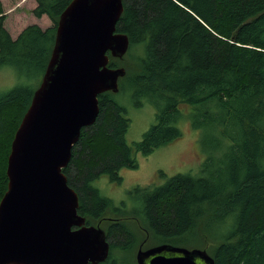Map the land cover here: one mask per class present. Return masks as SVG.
<instances>
[{"label":"trees","instance_id":"1","mask_svg":"<svg viewBox=\"0 0 264 264\" xmlns=\"http://www.w3.org/2000/svg\"><path fill=\"white\" fill-rule=\"evenodd\" d=\"M71 1L36 0L33 13L48 15L54 26L30 25L16 39L4 27L0 2V68L25 75L33 66L45 73L59 17ZM117 29L145 47L136 64L126 56L110 58L111 67L127 70L120 91L127 78L136 105L149 101L156 120L141 140L129 143L124 106L113 92L100 96L96 122L83 128L63 169L79 195V213L88 224L99 220L113 203L96 180L107 175L120 183L122 168L135 169L138 154L178 140L182 131L175 123L188 118L212 155L197 177L179 173L159 186L135 187L137 222L147 232L140 244L205 249L215 264H264V0H124ZM33 94L21 83L0 97V201L8 188L12 141ZM124 221L106 228L111 250L127 251L136 243L133 231L141 229ZM216 223L228 224L219 241L208 232ZM147 235L154 241L147 243ZM100 264L138 263L135 256L120 261L110 251Z\"/></svg>","mask_w":264,"mask_h":264},{"label":"water","instance_id":"2","mask_svg":"<svg viewBox=\"0 0 264 264\" xmlns=\"http://www.w3.org/2000/svg\"><path fill=\"white\" fill-rule=\"evenodd\" d=\"M124 0H72L61 13L41 84L15 133L8 188L0 201V264H100L111 243L87 224L63 171L82 130L100 113L99 96L118 92L130 47L117 25ZM138 264H215L207 250L160 244L137 250Z\"/></svg>","mask_w":264,"mask_h":264},{"label":"rangeland","instance_id":"3","mask_svg":"<svg viewBox=\"0 0 264 264\" xmlns=\"http://www.w3.org/2000/svg\"><path fill=\"white\" fill-rule=\"evenodd\" d=\"M0 2L5 15L4 27L14 39L18 38L22 31L30 25H38L42 30L54 26V22L48 15L44 14L42 17H37L33 13L34 8L37 6L36 0H0ZM144 52L145 47L142 44L131 43L125 55L126 61L136 64L138 59L144 55ZM26 72L25 75H22L17 68L11 66L1 67L0 97L21 83L28 85L34 92L41 84L44 68L36 69L30 66L26 68ZM121 83H124V87H121V91L114 93L113 97L124 106L126 115L130 119L126 139L131 143L141 140L144 133L155 123L156 109L153 104L145 99L140 100L141 105H136L133 99V88L129 80L127 78L126 80L122 79ZM182 105L185 106L184 103ZM175 125L182 131L180 138L166 146L158 147L148 156L138 154L139 166L135 169L122 168L120 183L113 182L107 175H103L96 180L95 186L99 188L102 196L111 199L113 204L108 211V208L105 210L99 220L89 225H99L106 229L108 224L110 227L112 223L115 224V222L125 219L124 222L131 229L134 221L137 222V215L141 217L140 213L137 212L136 214L135 212L137 196L133 192L136 186H159L164 184L168 178L179 173H191L194 177L201 174L202 165L212 155L211 148L206 145L202 130L196 129L188 118L178 120ZM117 208L123 212L122 215L117 211ZM137 225L141 231H133L136 243L131 249L127 251L111 250V253L120 261L124 258L132 260L134 256L136 257L138 247L142 239L145 238L142 231L147 232L140 224L139 219ZM213 228L214 231L212 229L211 232H208L212 235L213 241H219L223 234L228 231L226 230L228 224L222 226L220 223H216ZM146 237L147 243L149 239L154 241L151 236L147 235ZM108 240L112 244V240L109 238ZM192 243V245L201 246L199 240H194Z\"/></svg>","mask_w":264,"mask_h":264},{"label":"flooded vegetation","instance_id":"4","mask_svg":"<svg viewBox=\"0 0 264 264\" xmlns=\"http://www.w3.org/2000/svg\"><path fill=\"white\" fill-rule=\"evenodd\" d=\"M130 45H131V44H130ZM111 57H112V56H111ZM119 83H120V81H119ZM119 91H120V90H119ZM119 91H118V92H119ZM109 92H111V91L105 92V93H103V94H106V93H109ZM111 93H112V92H111ZM113 93H114V92H113ZM101 95H102V94H101ZM101 95H100V96H101ZM100 96H99V99H100ZM100 106H101V105H100ZM104 229H105V228H104ZM105 230H106V229H105ZM106 232H107V230H106ZM140 246H142L143 249L150 248V247H145V248H144V245H143V244H140V245H139V248H140ZM151 247H153V246H151ZM139 248H138V249H139Z\"/></svg>","mask_w":264,"mask_h":264}]
</instances>
